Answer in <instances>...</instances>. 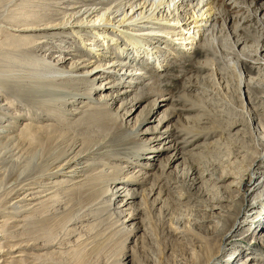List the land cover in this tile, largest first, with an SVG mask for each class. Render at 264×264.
I'll return each mask as SVG.
<instances>
[{
	"label": "bare ground",
	"instance_id": "obj_1",
	"mask_svg": "<svg viewBox=\"0 0 264 264\" xmlns=\"http://www.w3.org/2000/svg\"><path fill=\"white\" fill-rule=\"evenodd\" d=\"M82 1H89V5L79 7L77 2L71 1V7L64 9L61 21L56 23L44 22L45 17L47 20L55 18L45 6L37 7V3L31 1L17 6L12 4L10 11L16 14L11 12V19L4 26L5 31L11 33L5 36L6 45L0 50V264H67V254L74 251L71 248L78 250L90 244L78 232L82 228L76 224L85 216L95 220L92 213L106 202L96 207V195L103 186L107 195L112 196L108 200L111 205L118 199L124 206L133 204L139 195L143 194L145 200L150 195L153 197L156 190L153 201L163 202L162 179L167 164L162 160L165 158L160 160L165 167L161 169L158 183H152L150 189L139 188L148 183L150 172L163 151L152 149L153 145L170 137L167 130L153 132L145 140L144 153L153 155L142 157L141 162L136 163L137 176L130 170L127 173L126 170L121 173L102 170L105 180L97 181L89 172L97 160L94 156L106 150L103 142L87 145L83 138H76L79 135L87 137L90 129L79 120L85 118L87 121V113L96 111L104 115L114 112L121 117L119 111L124 109L122 117L129 119L132 115V110H127L129 100L143 84L141 79L146 77L141 67H135L136 63L145 60L146 64L158 65L160 62L155 59L159 50L152 52L146 43L156 40L163 44L162 48L176 49L177 54L191 49L206 31L216 28L217 15L222 14L223 3L220 2L226 0ZM228 2L234 7L239 5L235 0ZM64 3L67 0H60L57 5ZM256 13L264 18V0L258 4ZM54 38H67L74 44L72 49L62 51L63 55L60 48L49 47L46 52L60 54L50 62L48 55L37 51ZM263 40L253 49L248 48L247 56L248 61L264 70ZM243 43L236 38V47ZM77 48L91 59L73 60L66 69L64 65L74 57ZM240 66L246 69V62L242 61ZM242 74L239 85L249 88L250 92H262L263 96L258 98H264L263 76L255 79ZM90 89L97 92L96 96ZM249 91L246 97L251 103ZM250 111L251 121L256 124L254 110L250 108ZM124 120L126 123V118ZM253 128L257 133L260 130L258 125ZM140 131L139 125L131 128L128 134L139 135ZM143 134L148 131L140 135ZM150 144L153 145L149 149ZM259 146L264 147V134ZM172 148L170 145L164 150ZM172 156L174 162L182 157L178 151ZM253 157L239 166L243 177H236V181L228 184L237 189L241 197L239 203L222 196L218 199L220 204L211 206L200 199L201 207L192 208L209 212L202 221L218 217L210 236L200 238L196 231L193 232L195 241L203 246L197 253V264H234L244 250L253 256L245 258L241 264H264V226H260L263 233L259 231L245 244L237 240L246 225L264 219L261 216L264 211V148L253 153ZM238 163V159L233 161V164ZM123 167L120 166L125 169ZM191 174L194 186L205 178L216 184L225 183L232 176L230 172L216 174L206 167L199 175L196 171ZM224 202L231 203L233 214L226 212ZM115 210L119 218L123 217L124 211H119V205ZM132 215L134 217V213ZM185 227L187 223H175L173 233L183 235ZM62 232H67L65 237L73 240L63 243L64 238H59Z\"/></svg>",
	"mask_w": 264,
	"mask_h": 264
},
{
	"label": "rangeland",
	"instance_id": "obj_2",
	"mask_svg": "<svg viewBox=\"0 0 264 264\" xmlns=\"http://www.w3.org/2000/svg\"><path fill=\"white\" fill-rule=\"evenodd\" d=\"M27 1L37 3V7L45 6L49 8V14H55V18L47 20L45 17L46 23L61 21L62 13L68 8L67 6L71 7L69 5L71 1L77 2L76 6L79 7L89 5V1L82 0H67V3L61 6L57 5L60 0H24V4ZM235 1L240 6L234 7L228 0L220 2L223 3L222 14L217 15L216 28L206 31L201 41L182 53L177 54L176 49L172 48H166V50L161 47L163 44L156 40L145 41L152 52L159 50L154 56L156 62L157 60L160 62L154 65L146 64V61L142 60L136 63L137 66L134 65L141 67L143 72H146V77L141 79L143 84L138 86V91L129 100L127 110H132L130 121L127 116L122 117L125 109L119 111L120 114H118L121 117L115 116L114 112L104 115L96 111L87 113V121L85 118L79 120L82 125H89L90 129L87 137L79 135L76 138H83L87 145L103 142L106 150L101 155L94 156L97 160H94V165L89 172L97 181L105 180L102 170L115 173L125 170L127 173L130 170L137 176L135 170L137 171L139 167L136 163H140L142 157L153 155L144 153L145 140L156 131L167 130L170 137L162 139L157 144L149 145V149L153 145L152 149H163V151L150 172L148 183L139 188V190L143 187L150 189L152 183H158L161 169L165 167L160 160L165 158L162 160L167 164L166 173L162 179L165 186L163 202L157 204L153 201L158 191L156 190L155 193L152 192L155 194L153 197L150 195L145 200L142 194L133 204L124 206L118 199L111 205L108 200L112 199V196L107 195L106 188L103 186L97 192L96 207L106 202L99 210L92 213L95 220L85 216L76 224V227L82 228L78 232L86 237L90 244L78 250L76 247L71 248L74 251L67 254L69 257L66 255L67 259L69 258L67 264L69 260H72V264H78L76 260L79 262L82 259L83 262H79L80 264H197V253L203 250V246L199 241H195L193 232L196 231L200 238L210 236L211 231L217 226L215 221L218 217L202 221L209 212L205 209L192 208L201 207L198 202L200 199L207 201L206 203L211 206L220 204L218 201L220 197L231 198V202L235 203L241 201V197L236 192L237 189L228 184L236 181V177H243L239 166L251 161L254 158L253 153L256 154L264 148L259 146L261 136L264 134V98L260 100L258 98L263 96L262 92L257 93L254 90L250 92L249 88L240 86L239 76H243L242 72H244L245 75L248 74L255 79L262 76L264 78V70L261 66L248 61L247 56L248 50L253 49L255 44L264 39V18L258 14L259 12L256 13L258 4L263 0ZM23 2L0 0V50L2 51V47L6 45L5 36L11 33L4 28L6 22L11 19L9 17L12 12L11 5L17 6ZM235 37L242 39L244 43L236 47ZM73 44L67 38H54L47 41L44 46L41 45L37 53L48 55L51 60L47 61L53 62L62 51L72 49ZM49 47L60 48V54L51 55L46 52ZM82 58L91 59L84 56L81 49L77 48L74 51V57L64 66L67 69L71 61ZM242 61L246 62V69L240 66ZM248 91L251 94V103L246 97ZM90 92L96 96L97 92L92 89ZM117 105L118 103L115 107ZM250 108L254 110L256 124L251 121ZM139 125L141 127L139 135L128 134L131 128ZM254 125L260 127L258 133L253 128ZM145 130L148 134L140 135ZM170 145L173 146L172 149L164 150ZM175 151L182 156L176 162L172 160V154H175ZM237 159L239 163L233 164V161ZM120 166H125L123 167L125 169ZM205 167L216 174L230 172L233 177L219 184L210 179L206 181V178V182H199L198 179L197 185H191L192 171H196V175H199ZM118 205L119 211H124L121 218L115 210ZM224 206H226L224 208L226 212L233 214L231 203L224 202ZM261 216L264 217V211ZM263 220L258 223L256 220L246 225L240 231L237 240L245 244L255 238L259 231L263 233V230H260L262 228L260 226H264ZM189 221H191L190 224H188ZM175 223H187L188 229L185 227L186 231L183 235L173 233ZM257 224L260 225L255 228ZM66 235L67 232H62L59 237L64 238L63 243L73 240L65 237ZM252 256L244 250L234 264H241L242 260Z\"/></svg>",
	"mask_w": 264,
	"mask_h": 264
}]
</instances>
